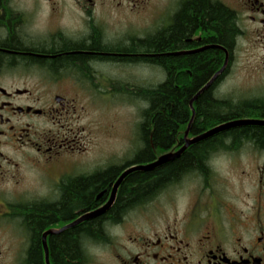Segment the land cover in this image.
Returning <instances> with one entry per match:
<instances>
[{"label":"flooded vegetation","instance_id":"af4514ba","mask_svg":"<svg viewBox=\"0 0 264 264\" xmlns=\"http://www.w3.org/2000/svg\"><path fill=\"white\" fill-rule=\"evenodd\" d=\"M123 1L135 3L143 16L145 5L154 0L142 4L139 0H0V264H25L33 242L32 210L60 204L64 190L80 179L117 171L93 192L95 204L74 207L71 221L53 227L62 229L103 207L117 179L130 167L128 160L98 165L82 159L86 142L81 143L80 136L85 127H79L78 99L94 85L95 90L112 94L113 79L99 77L100 65H151L140 59L145 55L140 47L174 25L190 0H168V8L152 12L156 19L148 33L126 27L113 36L104 13H118ZM215 1L234 13L239 34L231 47H241L244 40L264 49V0ZM202 34L197 30L186 38L192 48L183 50L225 47L206 43ZM234 52L231 59L228 53V68ZM81 55L84 59L76 57ZM66 56L73 59L63 60ZM185 142L184 135L170 152ZM246 144L258 149L250 142L241 148ZM250 173L253 188L242 194L243 204L221 202L206 193L212 174L194 172L117 218L106 217L98 237L86 234L82 239L86 264L91 262L89 248L97 247L111 253L115 264H264V163L253 166ZM186 180L196 194L182 214H150L152 203L157 207L161 196ZM135 213L140 219L134 218ZM58 229L47 227L40 234L42 243L48 230Z\"/></svg>","mask_w":264,"mask_h":264},{"label":"trees","instance_id":"16d2710c","mask_svg":"<svg viewBox=\"0 0 264 264\" xmlns=\"http://www.w3.org/2000/svg\"><path fill=\"white\" fill-rule=\"evenodd\" d=\"M197 30L203 32L206 43L225 46L231 59L236 48L231 46L239 34L234 13L215 0H190L183 4L174 25L164 29L159 35L148 38L143 43L145 47H140L145 53L140 59L160 67L165 72V79L154 86L140 89L121 84L118 94L127 95L139 90L136 91V97L147 103V107L142 109L138 125V139L142 148L128 160L129 166L152 162L159 155L176 149L173 144L176 140H183L193 117V110L195 116L189 137H195L226 121L264 119V96L241 99L237 103L232 98H219L215 95V86L223 80L229 65L191 107V99L222 68L226 58L224 49L219 47L174 54L192 48L187 46L186 38ZM76 57L84 59L83 55ZM71 58L73 59L72 56H66L62 59ZM249 142L258 149H264V126L247 125L221 132L192 144L173 161L150 171L129 174L111 209L79 226L49 235L47 243L51 264H86L87 255L82 239L86 234L98 237L106 217L117 218L125 209L152 200L164 188L187 174H209V162L215 154L238 150ZM116 172L106 171L80 179L64 190L60 204L32 210L30 222L33 242L25 264H46L40 234L47 227L58 229L53 227L60 221H71L74 207L95 204L93 192Z\"/></svg>","mask_w":264,"mask_h":264},{"label":"rangeland","instance_id":"374dc122","mask_svg":"<svg viewBox=\"0 0 264 264\" xmlns=\"http://www.w3.org/2000/svg\"><path fill=\"white\" fill-rule=\"evenodd\" d=\"M139 1L142 4L143 0ZM110 4L114 5V3ZM169 5L168 0L149 2L145 5L146 10L142 16L136 10L135 3L123 1L121 2V11L119 10L118 13L116 10H111L110 13L106 11L104 17L109 22V32H112L113 36L122 34L121 32L125 31L126 27L148 33L150 25L156 19L152 12L156 14L157 11L165 6L168 8ZM249 45L250 43L243 40L241 47H236L234 60L228 68L227 75L215 88L214 93L217 97L232 98L238 103L241 99L264 96V49ZM97 70L100 74L99 77L113 79V84L110 85L112 94L105 95L103 92L95 90L94 85V87L91 86L93 91L91 90L87 95H80L78 99V108L81 109L79 111V127H85L80 139L81 143L86 142V144L83 142L86 149L81 153V157L85 161H93L98 165H104L110 161L131 160L142 148V144L138 142V125L141 121L142 109L147 107V103L136 97V91L139 90L127 95L117 92L120 91L121 84H128V87L133 89L154 86L165 79V72L157 65L152 64L139 66L100 65ZM103 85L109 89L108 84L107 86L105 83ZM98 86L97 88H99ZM100 88L104 89L103 86ZM263 163L264 151H260L250 144H246L238 150L222 151L215 154L210 159V165L208 164L213 179L206 193L210 192L216 195L221 202L222 200H231L243 204L242 194L253 188L250 172L253 166L257 167L258 164L261 166ZM172 188L174 189L159 198L156 202L157 207H154V203L151 204L150 214L156 217L158 213L171 217L182 214L187 203L193 201L192 195L196 194V190L194 194L195 188L187 180ZM175 188L178 189V192ZM134 218L140 219V215L135 213ZM89 256L90 264H115L112 254L99 247L97 249L89 248Z\"/></svg>","mask_w":264,"mask_h":264},{"label":"water","instance_id":"95a60500","mask_svg":"<svg viewBox=\"0 0 264 264\" xmlns=\"http://www.w3.org/2000/svg\"><path fill=\"white\" fill-rule=\"evenodd\" d=\"M206 48H211V47H202V48H198V49H194V50H189V51H178L175 52L174 54H184V53H193V52H197V51H201L204 50ZM226 51V60L224 65L222 66V68L217 71L215 73V75L199 90V92L195 95V97H193V99L190 101V105L191 107H193V101H195L206 89H208L213 82L216 80V78L223 73V71L226 69L228 62H229V55L227 50L224 47H221ZM195 116V112L193 110V117L188 125V128L185 132V144L178 149L175 152H169V153H165L161 156H159L156 160L149 162V163H142V164H136V165H132L129 168H127L121 175L120 177L117 179V181L114 184V188L111 194V197L109 198L108 202L101 208L93 211V212H89V213H85L84 215H82L79 219H77L76 221H74L72 224L62 228V229H58V230H48L44 236H43V247H44V251H45V263L46 264H51L50 262V258H49V248H48V243H47V236L49 234L52 233H59L62 232L64 229L68 228V227H74L78 224H80L83 221H87L90 219H93L95 217H98L102 214H104L105 212H107L111 206L113 205L115 199H116V194H117V190L120 186V184L125 180V178L135 172V171H150L153 170L159 166H162L170 161H173L175 159H177L178 157H180L184 151L191 146L192 144L195 143H199L205 139H208L216 134H219L221 132L236 128V127H240V126H247V125H256V126H264V119H249V118H244V119H238V120H232V121H227L224 123H221L215 127H213L212 129L205 131L195 137H189L188 138V134L193 122Z\"/></svg>","mask_w":264,"mask_h":264},{"label":"bare ground","instance_id":"6f19581e","mask_svg":"<svg viewBox=\"0 0 264 264\" xmlns=\"http://www.w3.org/2000/svg\"><path fill=\"white\" fill-rule=\"evenodd\" d=\"M223 72H224V71H223ZM221 74H222V73H221ZM221 74H220V75H221ZM198 92H199V91H198ZM194 97H195V96H194ZM192 99H193V98H192ZM192 99H191V100H192ZM193 103H194V101H193Z\"/></svg>","mask_w":264,"mask_h":264}]
</instances>
